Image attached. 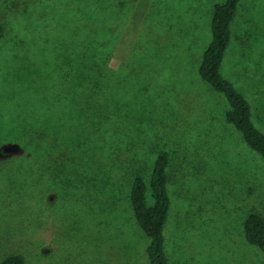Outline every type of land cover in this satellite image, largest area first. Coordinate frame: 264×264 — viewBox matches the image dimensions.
I'll use <instances>...</instances> for the list:
<instances>
[{"label":"rangeland","instance_id":"374dc122","mask_svg":"<svg viewBox=\"0 0 264 264\" xmlns=\"http://www.w3.org/2000/svg\"><path fill=\"white\" fill-rule=\"evenodd\" d=\"M90 1L0 0V261L148 264L129 188L135 175L148 181L156 152L166 150L168 263L264 264L242 229L249 213L264 218V162L225 121L223 95L198 75L213 5L223 0H114L122 18L111 34L121 40L95 94L86 80L60 84L64 45L94 37L78 32ZM232 29L219 70L264 134V0H244ZM68 101L79 103L70 113ZM82 106L98 126L85 119L45 131L68 113L77 122ZM6 144L18 151L4 152Z\"/></svg>","mask_w":264,"mask_h":264},{"label":"trees","instance_id":"16d2710c","mask_svg":"<svg viewBox=\"0 0 264 264\" xmlns=\"http://www.w3.org/2000/svg\"><path fill=\"white\" fill-rule=\"evenodd\" d=\"M241 1L223 0L213 5L209 25L211 38L202 52L198 66V75L211 89L223 95L228 104V108L224 112L225 121L240 133L244 143L256 152L264 162V134L254 127L250 117V106L245 97L236 90L229 80L221 75L219 70L224 52L231 38L230 26ZM88 6L89 14L86 16L87 18L85 17L80 21L78 32L80 36L84 37H86L84 34H87V32H92L94 37L91 40L79 37L81 41L73 42L72 40V42H67L64 45V66L66 70L63 77L61 75L63 83L60 82V84L62 88H65V86L75 81L84 82L83 80H86L91 86L92 94H95L98 93V80L102 74L107 72L106 70L113 58L116 59V50L117 46H119L118 41L121 39L118 40L115 35L111 34V26L113 22L118 23L121 21L122 14L119 11L120 7L114 4V0H91ZM116 15H120V21ZM1 32L2 22L0 21V35ZM112 45H114V55ZM75 53L79 56L75 63L76 73L71 76L70 72L73 69L72 57ZM86 68L91 72L88 78L85 75ZM57 88L59 87L57 86ZM62 88L60 87L59 90ZM55 96L57 98L60 96L58 99L63 101L67 99L68 94H66V91H59V94ZM65 96L66 98L62 100V97ZM95 97L96 95L89 97L90 104L92 102L97 103ZM49 98L48 101L50 102L51 100V102L47 103V107L56 108L60 102L56 98L52 100V95H49ZM68 103L71 104L69 101ZM78 105L79 103L73 101L69 113L73 107ZM84 106L79 108L80 114L77 116V122L74 123L73 116L68 113L66 123H61L60 125L54 124V126L47 124L45 131H64L66 126L71 128L73 125L78 126L79 123L83 124L85 119H90L89 124L91 127L98 126L101 121L100 118L93 117L92 112L87 116L86 110H89L90 107ZM28 130L36 131L34 128H28ZM31 134L37 135L36 138H33L35 142L41 139V134ZM57 134L58 132H52L48 136L49 139L53 140L50 144L56 142ZM52 148L50 147V149ZM59 148L54 147L53 150L58 153ZM50 149L47 151L50 152ZM50 153H53V151ZM168 158L169 154L166 150H158L149 173L148 181L141 175H135L132 177L129 188L128 202L135 222L148 237V244L145 249L148 264H169L165 255L163 235L171 205L167 191L166 169ZM147 189L149 190L147 191ZM242 229L245 241L257 247L264 255V218L257 213L251 212L244 218ZM0 264H23V259L20 255H9L1 260Z\"/></svg>","mask_w":264,"mask_h":264},{"label":"water","instance_id":"95a60500","mask_svg":"<svg viewBox=\"0 0 264 264\" xmlns=\"http://www.w3.org/2000/svg\"><path fill=\"white\" fill-rule=\"evenodd\" d=\"M3 147L9 148V149H12L13 148L14 150H11V151H15V152L18 151V146L16 144H6Z\"/></svg>","mask_w":264,"mask_h":264},{"label":"crops","instance_id":"0c3cea01","mask_svg":"<svg viewBox=\"0 0 264 264\" xmlns=\"http://www.w3.org/2000/svg\"><path fill=\"white\" fill-rule=\"evenodd\" d=\"M243 2H244V0L243 1H241L240 3H239V5H238V7H237V10H238V8H239V6H241L242 4H243ZM237 12V11H236ZM235 15H236V13H235ZM234 19V18H233ZM232 22H233V20H232ZM231 30H232V37H233V29H232V23H231ZM228 108V107H227ZM225 112V111H224ZM225 119V118H224Z\"/></svg>","mask_w":264,"mask_h":264},{"label":"flooded vegetation","instance_id":"af4514ba","mask_svg":"<svg viewBox=\"0 0 264 264\" xmlns=\"http://www.w3.org/2000/svg\"><path fill=\"white\" fill-rule=\"evenodd\" d=\"M2 150H3L4 152H6V151H8V152H12L11 150H14V149H13V148H12V149H9V148L2 147Z\"/></svg>","mask_w":264,"mask_h":264}]
</instances>
